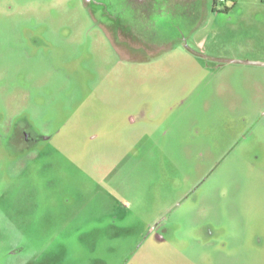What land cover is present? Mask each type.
<instances>
[{"label":"rangeland","instance_id":"374dc122","mask_svg":"<svg viewBox=\"0 0 264 264\" xmlns=\"http://www.w3.org/2000/svg\"><path fill=\"white\" fill-rule=\"evenodd\" d=\"M258 64L264 0H0V264H264Z\"/></svg>","mask_w":264,"mask_h":264},{"label":"flooded vegetation","instance_id":"af4514ba","mask_svg":"<svg viewBox=\"0 0 264 264\" xmlns=\"http://www.w3.org/2000/svg\"><path fill=\"white\" fill-rule=\"evenodd\" d=\"M86 1L89 3L92 2V0H86ZM151 1H156V0H151ZM17 140L20 146L30 142L29 138L26 137L23 133L22 134L14 133L13 137H10V139L7 140L6 143L10 146L13 144L14 141H17Z\"/></svg>","mask_w":264,"mask_h":264},{"label":"built area","instance_id":"2783aa9c","mask_svg":"<svg viewBox=\"0 0 264 264\" xmlns=\"http://www.w3.org/2000/svg\"><path fill=\"white\" fill-rule=\"evenodd\" d=\"M227 0H216L218 3H225Z\"/></svg>","mask_w":264,"mask_h":264},{"label":"trees","instance_id":"16d2710c","mask_svg":"<svg viewBox=\"0 0 264 264\" xmlns=\"http://www.w3.org/2000/svg\"><path fill=\"white\" fill-rule=\"evenodd\" d=\"M213 3L215 4L216 3V0H213ZM215 6V5H214Z\"/></svg>","mask_w":264,"mask_h":264},{"label":"water","instance_id":"95a60500","mask_svg":"<svg viewBox=\"0 0 264 264\" xmlns=\"http://www.w3.org/2000/svg\"><path fill=\"white\" fill-rule=\"evenodd\" d=\"M258 65H264V64H258Z\"/></svg>","mask_w":264,"mask_h":264}]
</instances>
